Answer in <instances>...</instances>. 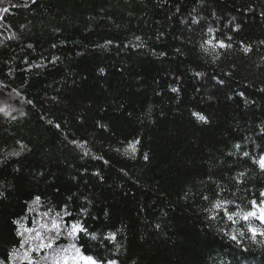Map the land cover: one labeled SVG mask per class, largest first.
I'll return each instance as SVG.
<instances>
[{"label":"trees","instance_id":"obj_1","mask_svg":"<svg viewBox=\"0 0 264 264\" xmlns=\"http://www.w3.org/2000/svg\"><path fill=\"white\" fill-rule=\"evenodd\" d=\"M5 7L0 260L19 248L11 221L39 195V212L66 203L74 216L87 209L82 219L98 239L79 244L98 258L264 264V245L247 235L241 245L230 240L220 229L242 225L210 221L201 198L218 192L248 207L264 190L253 163L264 154V0H3ZM236 24L242 29L231 31ZM229 35L232 49H218L215 61L200 49ZM135 140V154L125 155ZM13 151L20 156L8 157ZM109 232L114 241L104 239Z\"/></svg>","mask_w":264,"mask_h":264},{"label":"snow or ice","instance_id":"obj_2","mask_svg":"<svg viewBox=\"0 0 264 264\" xmlns=\"http://www.w3.org/2000/svg\"><path fill=\"white\" fill-rule=\"evenodd\" d=\"M3 0H0L2 3ZM35 3V0H32ZM13 7H27V3L23 5H12ZM4 13H7L9 9L7 7L0 9ZM216 14L213 13V16ZM264 15V13H262ZM193 24L199 23L196 17L192 18ZM242 29L241 24H236L231 29L233 32H238ZM217 31L212 27H208L207 32L209 34ZM140 38L137 37V40ZM233 37L227 36L225 39H217L215 36H211L210 39H206L200 44V49L213 58V61L219 59L220 50L232 49L231 43ZM227 41V42H226ZM261 43H264L262 41ZM32 47L31 44L28 45ZM241 48L245 54H248L252 49L250 45H245L241 42ZM179 51V50H178ZM163 55V53H161ZM100 72L103 73L104 69L101 68ZM173 92H177V88L171 89ZM32 103V101H28ZM0 113L5 116L9 115L6 108L0 107ZM20 115H24L23 112ZM193 117L202 123H208V119L205 115L193 112ZM15 119V117H12ZM51 124L52 122L49 121ZM99 127H105L102 124H98ZM59 127V125H57ZM75 143V141H72ZM140 143L139 140L131 141L128 147L125 149V155L131 151L134 155L136 152V145ZM235 149L239 151L241 149L240 144L234 145ZM25 146L21 145V150H24ZM264 152V150H262ZM20 151H13L8 153V157L20 156ZM249 152H243L244 157H249ZM7 159V157H6ZM147 153L144 154V160H148ZM4 161H0L3 163ZM253 163L256 164L261 172H264V154H260L253 158ZM19 169H17L18 171ZM244 173H240L243 176ZM2 182H0V188H2ZM215 199L210 196L204 195L201 198L210 203V208H206L205 211L209 213L208 219L210 221L217 220L218 217L221 223L227 222L230 226L242 225V228H232L231 232L224 231V235L234 241L237 245H241V238L248 236L253 243H259L264 245V190H261L258 198H253L248 201V207H242L241 204L232 200L223 199L220 193H215ZM5 196V192L0 190V198ZM187 193H185V197ZM71 200V197L69 198ZM43 205L41 196L37 195L33 197L30 203H28V214L15 218L11 221L15 225V235L19 237V248L13 247L7 254L6 260H0V264H16L17 261L23 262V264H119L116 259H102L94 255L86 254L83 246L79 244L82 236L87 237L89 240H97V233L90 231L86 226V221L82 219L83 215H87V209L80 206V212L78 215H73L68 210V204L56 211L54 208H48L47 211H37ZM35 213V216L29 214ZM222 214V215H221ZM30 221L32 226H28L26 222ZM159 227V225H157ZM259 238V239H258ZM106 241H114L116 239L113 232H109L104 237ZM67 241V243H62ZM21 250H23L21 252Z\"/></svg>","mask_w":264,"mask_h":264}]
</instances>
